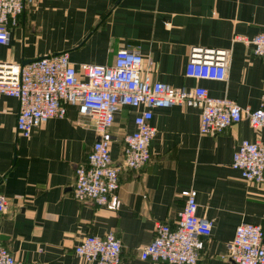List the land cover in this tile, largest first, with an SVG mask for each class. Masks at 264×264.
<instances>
[{"label":"crops","instance_id":"crops-1","mask_svg":"<svg viewBox=\"0 0 264 264\" xmlns=\"http://www.w3.org/2000/svg\"><path fill=\"white\" fill-rule=\"evenodd\" d=\"M264 29V0H43L27 6L0 62L26 65L66 52L81 64L111 65L120 49L140 52L153 82L175 89L205 88L211 98H227L255 110L264 96V63L250 46ZM231 52L226 82L185 77L191 47ZM15 98L0 96V195L9 207L0 218V244L23 264H86L74 247L87 236L114 234L121 244L119 264H152L139 258L154 238L155 222L174 227L184 206L183 192L196 191L197 216L212 222L200 264H234L226 258L236 227L258 225L264 238V185L247 182L231 168L244 140L263 142L264 132L248 122L216 136L200 135V109L173 106L153 110L155 135L149 163L119 173L117 211L77 202L71 194L75 167L85 161L97 135L93 123L66 107L28 139L15 128ZM137 109L114 116L110 157L122 162V137L135 130Z\"/></svg>","mask_w":264,"mask_h":264},{"label":"built area","instance_id":"built-area-1","mask_svg":"<svg viewBox=\"0 0 264 264\" xmlns=\"http://www.w3.org/2000/svg\"><path fill=\"white\" fill-rule=\"evenodd\" d=\"M41 1L0 0V48L9 41V26L17 25L27 6ZM233 42L249 45L251 55L264 63V29L249 40L236 37ZM230 59L228 49L191 47L185 77L226 82ZM0 96L18 100L15 128L25 139L48 120L65 117L67 106L76 108L79 116L92 121L97 140L85 161L75 167L71 194L77 202H91L111 211L121 206L116 195L120 170L138 171L150 161L149 146L155 135L151 124L154 109L173 106L200 109V135L216 136L243 121L253 130L264 132V96L259 107L252 110L227 98H211L202 87L175 89L153 82L136 49L118 50L111 65L81 64L78 70L66 52L47 55L26 65L0 62ZM123 108L137 109L139 113L133 120L135 130L121 139L122 162L117 167L110 157L113 140L110 128L115 114ZM231 168L247 182L264 185V141H242L233 154ZM182 196L184 206L174 227L155 222L154 238L140 250V260L152 264H200L212 222L197 216L196 191L183 192ZM8 207L7 199L0 195V218ZM74 254L86 264H119L121 244L114 234L103 238L87 236L74 247ZM226 258L234 264H264L261 227L239 224L227 247ZM0 264L23 263L0 244Z\"/></svg>","mask_w":264,"mask_h":264}]
</instances>
